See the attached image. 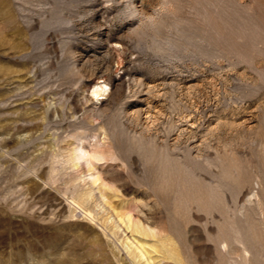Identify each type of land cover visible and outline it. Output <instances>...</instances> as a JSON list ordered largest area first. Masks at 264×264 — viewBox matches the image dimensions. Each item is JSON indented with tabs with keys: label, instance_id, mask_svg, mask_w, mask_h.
Listing matches in <instances>:
<instances>
[{
	"label": "rangeland",
	"instance_id": "rangeland-1",
	"mask_svg": "<svg viewBox=\"0 0 264 264\" xmlns=\"http://www.w3.org/2000/svg\"><path fill=\"white\" fill-rule=\"evenodd\" d=\"M127 242L264 264V0H0V264Z\"/></svg>",
	"mask_w": 264,
	"mask_h": 264
},
{
	"label": "bare ground",
	"instance_id": "bare-ground-1",
	"mask_svg": "<svg viewBox=\"0 0 264 264\" xmlns=\"http://www.w3.org/2000/svg\"><path fill=\"white\" fill-rule=\"evenodd\" d=\"M108 89V86L106 83H103L102 85L100 86H97L95 89H93L92 91V94L94 96H98V95H101L103 94L104 92H106ZM71 151V154L70 156L68 157V161L71 165V167H77L78 164H79V160L81 159L82 157V150H80L79 146H75ZM69 165V164H67ZM99 194V198L97 199L99 201L100 204L102 205H105V203H103V201H101V199H103V195L101 192H98ZM91 197V194H82L80 196V198H78V200H73L78 206H81L83 205L84 203L88 202V200H90ZM109 209V208H108ZM112 213V212H111ZM114 219H115V223L117 225V227H120L122 224L125 225L126 227V230H128V228H130V218L129 217H124V216H121L119 215L118 213H114ZM114 222V221H112ZM135 227V226H134ZM122 230V229H121ZM123 231V230H122ZM134 231H136V229H134ZM126 232V231H125ZM139 232V231H138ZM131 241V240H130ZM134 241V240H133ZM133 243V242H132ZM127 247H129L133 253V256L135 258H138L139 260H142V258H146V261H144L143 264H150L148 262V257H147V254L145 252V249L143 246H140L138 244H134L133 247H131V244H128L127 242Z\"/></svg>",
	"mask_w": 264,
	"mask_h": 264
}]
</instances>
